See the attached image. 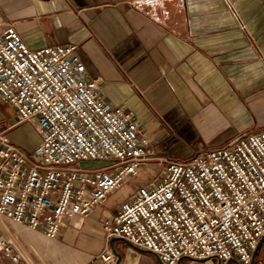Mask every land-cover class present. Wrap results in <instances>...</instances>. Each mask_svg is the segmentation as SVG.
Returning a JSON list of instances; mask_svg holds the SVG:
<instances>
[{
	"label": "built area",
	"instance_id": "1",
	"mask_svg": "<svg viewBox=\"0 0 264 264\" xmlns=\"http://www.w3.org/2000/svg\"><path fill=\"white\" fill-rule=\"evenodd\" d=\"M147 7L138 9L156 22L168 20L163 5ZM0 99L15 114L0 128V215L48 239L59 236L65 221L85 218L152 156L146 130L132 112L102 99L99 79L86 76L74 44L32 49L13 25L4 26ZM20 123L39 138L30 153L8 135ZM154 159L163 166L159 177L119 203L101 225L105 241L123 238L158 264H253L264 237V129L183 160ZM95 161L105 164H83ZM0 254L22 264L1 234Z\"/></svg>",
	"mask_w": 264,
	"mask_h": 264
},
{
	"label": "crops",
	"instance_id": "2",
	"mask_svg": "<svg viewBox=\"0 0 264 264\" xmlns=\"http://www.w3.org/2000/svg\"><path fill=\"white\" fill-rule=\"evenodd\" d=\"M144 4L152 12L163 5L168 20H152L138 9ZM8 24L32 49L76 45L102 99L132 112L146 130L152 156L85 218L65 221L56 239L1 215L0 234L22 264H115V254L117 264H157L143 249L106 242L101 225L133 190L159 177L163 166L154 158L183 160L264 129V0H0V31ZM14 120L0 99V128ZM8 135L28 153L39 142L29 123ZM0 264H9L1 254ZM253 264H264V237Z\"/></svg>",
	"mask_w": 264,
	"mask_h": 264
},
{
	"label": "water",
	"instance_id": "3",
	"mask_svg": "<svg viewBox=\"0 0 264 264\" xmlns=\"http://www.w3.org/2000/svg\"><path fill=\"white\" fill-rule=\"evenodd\" d=\"M115 240L122 241V242L128 244L129 246H132L130 243H128V242H127L125 239H123V238H111L110 243H112V242L115 241ZM132 247H134V246H132ZM143 251L148 252V253H151V252H149V251H147V250H143ZM115 255H116V258H117L115 264H117L118 261H119V256H118L117 254H115ZM231 262H234V263H235L234 260H231V261H228L226 264H230ZM157 264H158V263H157ZM218 264H219V263H218Z\"/></svg>",
	"mask_w": 264,
	"mask_h": 264
},
{
	"label": "rangeland",
	"instance_id": "4",
	"mask_svg": "<svg viewBox=\"0 0 264 264\" xmlns=\"http://www.w3.org/2000/svg\"><path fill=\"white\" fill-rule=\"evenodd\" d=\"M85 166H92V167H98V166H101V165H104L105 162H101V161H95V162H86V163H83ZM3 257V256H2Z\"/></svg>",
	"mask_w": 264,
	"mask_h": 264
}]
</instances>
